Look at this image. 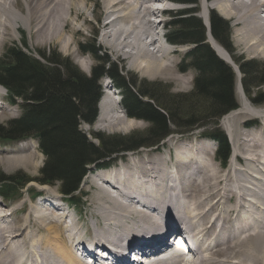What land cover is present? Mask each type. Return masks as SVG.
<instances>
[{"label": "bare ground", "instance_id": "obj_1", "mask_svg": "<svg viewBox=\"0 0 264 264\" xmlns=\"http://www.w3.org/2000/svg\"><path fill=\"white\" fill-rule=\"evenodd\" d=\"M88 1L23 0L22 8L19 0H0V52L23 25L38 37L39 43L59 41L62 51L68 52L71 41L66 35L80 31L72 27L74 21L87 23L84 11ZM103 1L108 19L101 26L105 31L102 43L129 60L131 68L142 76L173 80L182 88L188 86L186 76L179 73L183 68L175 64L176 50L154 35L149 19L159 14V8L173 11L171 3L181 0ZM203 2L204 10H215L233 22L237 46L247 54L264 58V0ZM154 3L164 6L155 8ZM71 16L75 20L71 21ZM208 41L216 55L240 76L231 50L228 53L210 36ZM82 63L87 72V62ZM5 97L6 90L0 86V119L14 116L8 105L15 107V102ZM98 107L96 128L127 132L135 126L132 121L126 122L129 118L120 100L107 90ZM250 116L264 118L247 99L224 116L223 124L234 144V160L232 157L224 171L213 163L212 147L200 145L169 159H143L132 154L127 164L118 167L120 170L92 176L90 183L98 191V206L90 216L96 218L93 225L100 226L93 237L83 233L81 219L70 206L56 204L57 200L64 202L60 195L46 197L41 191L40 203H34L22 225L8 219L24 208L11 212L0 203V264H84L78 253L85 241L114 248L116 264H131L123 253L128 250L127 243L147 256L154 254L151 264H264V123L257 130L245 132L247 124L237 122ZM0 153V165L8 169H37L40 164L34 162L36 152L28 153L24 146ZM37 194L39 191L32 189L30 200ZM181 230L191 231L199 244L196 255L187 262L173 259L174 250H166L171 236Z\"/></svg>", "mask_w": 264, "mask_h": 264}, {"label": "trees", "instance_id": "obj_2", "mask_svg": "<svg viewBox=\"0 0 264 264\" xmlns=\"http://www.w3.org/2000/svg\"><path fill=\"white\" fill-rule=\"evenodd\" d=\"M181 2L193 4L195 0ZM176 18L172 23L175 29L169 31L168 38L175 44L193 45L187 58L190 67L197 71L194 90L185 96L171 95L161 84L126 79L114 63L98 55L101 49L94 45L84 48L99 62L90 77L55 51L48 55L38 51V56H33L17 45L7 48L0 59V85L19 104L21 116L0 125V141L38 140L46 158L39 182L53 186L59 181V191L75 204L89 169L109 166L116 156L142 147H160L174 133L172 127L186 128L187 133L201 128L211 131L205 135L218 144L217 157L227 163L230 143L213 125L238 108L236 75L206 43V30L199 18L187 10ZM210 22L212 37L229 51L228 23L215 13ZM236 63L242 74L243 92L249 99L255 94L252 88L264 86V64L260 66L253 60ZM103 76H109L119 89L127 115L149 123L145 133L111 137L96 134V145L80 130L81 123L94 124L98 118L102 94L99 80ZM253 103L264 104V92L258 91ZM30 180L22 174L0 175V195L9 198L22 191Z\"/></svg>", "mask_w": 264, "mask_h": 264}, {"label": "rangeland", "instance_id": "obj_3", "mask_svg": "<svg viewBox=\"0 0 264 264\" xmlns=\"http://www.w3.org/2000/svg\"><path fill=\"white\" fill-rule=\"evenodd\" d=\"M19 5L22 8L24 7L23 0H19ZM169 6H171V5H169ZM198 6H199V9L197 8ZM203 6H204L203 0H195V4L189 5V6L188 5L182 6V5H178V4H176V5L173 4V6H172L173 11L170 12L171 14H170L169 18H167L166 20L173 22L177 19L176 18L177 12H179L183 9L193 8V9H195V11H197L195 16L198 17L199 19H201L204 26L207 28V21L205 20V15H204L205 13H204ZM86 8L87 9L84 12H85V15L87 16V23H85L83 20H79L78 22L74 21V24L72 25V27L80 28V31H78L76 34L68 33L66 35V37H67L66 40L71 41L69 48H68V52L62 51L63 45L59 41H49V42L39 43L38 37L34 34H31L30 31L26 27H24V25H23V27L19 30V32L14 34V37L8 38V41L6 42L4 47L2 48V51L0 52V59L4 55L6 49L9 47H12L14 45H17V46L22 47V48H25L24 47V45H25L29 49L27 52L28 53L32 52V54H34V55H36L38 51H41V52L45 51L47 53V55L55 51L63 59H67L82 74L86 75L87 77H90L92 75L94 67L97 66L99 62L95 59V57L92 54L85 53L84 48L88 47L89 45H94L96 48L101 49V52H99L98 55L103 57V58H107L110 62L114 63L115 66H117L119 68L122 75L126 79H136L138 81V83H144L145 82L147 84H159V86L161 84L164 88H167V90L169 91V93L171 95H184L185 96V95L193 92L194 86H195V79L197 76V71L190 68L189 61H188L187 56H186L187 53L193 48L192 46L188 45V46H184L182 48H178L179 50H176L177 55H176V63H175L176 66L177 67L179 66L180 69L183 68V72H179V71L178 72L181 75L186 76L185 79H186V81L189 82L190 85L187 84L188 86L185 85V87L182 88L180 84L178 86V83L174 82L173 80H167V79H163V78L150 79L148 77H144L141 74H139V72L137 73V71H135L134 69L131 68L129 60H125L124 57L113 52L112 48H110L109 46H106L105 44L102 43V37L105 33V31L103 30L102 27H103L105 20L108 19L106 16V12H105L106 9H105V5H104V1L103 0H89ZM211 12H215L223 20L228 22L229 28L231 29V32H232V36H231V48H232V50H231L230 54L232 55L234 61L235 60H237V61H239V60H245V61L253 60L254 62H256L260 66L262 64H264V58H259V57H255L254 55L247 54L242 47L236 45V43H235V28H234L235 26H234L232 21L225 19L220 13H218L215 10H211L210 13ZM70 20L71 21L75 20V17L71 16ZM84 23L87 25H85ZM173 29H174V27H168L167 30H173ZM208 43H209V41H208ZM177 59L178 60L180 59V60L177 61ZM82 62H87L88 66L86 67V65H84L87 68V72H85L82 69V64H83ZM231 68H233V70H234V67H231ZM177 70H178V68H177ZM240 77H241V75L240 76L237 75L238 83H237V87L235 90L237 105L240 108L242 105V102L245 99H247L250 102V104L253 106V108L260 111L264 115V104L256 105L253 103V99L255 98V94L258 91L264 92V86H262L260 88H257V87L252 88L251 91L252 92L254 91L253 93H255V94H252L251 97L248 99L247 98L248 96L245 95L243 90L240 88V86H241L239 83ZM103 94H104V92H103ZM6 97L9 98L8 94H6ZM6 97L4 100L8 101ZM5 103H6V105H8L7 102H5ZM11 107L12 108H10V106L8 105L9 110L13 111L14 116H7L3 119H0V125H7L10 121L18 119L21 116V109L18 106V104L15 105V107H13V105ZM183 107H184V109H186L187 106L184 105ZM99 111H100V109H99ZM232 112H234V111H232ZM228 114H230V113H228ZM98 118H99V116H98ZM98 118H97V120H98ZM128 118H127L128 120L126 122L129 123L130 121H132L133 122L132 124H135V126L130 127L127 130V132H118V131H107L106 132V131L100 130V129L96 128V126H95L97 120L94 124H89L87 122L81 123L80 130L87 136V138L92 143L97 145L98 141L95 137L96 134H102V135H105L106 137L130 136V135H134V134L139 135V134L145 133V131L150 126L148 122L143 121L141 119L130 118V117H128ZM223 121H224V116L217 121L216 126L213 125V129H220L227 136L228 141L230 143L232 153H231V157H230L229 161L227 162V165L224 167L221 166V164L219 163V161L216 158L217 144L214 141L207 139L205 137L206 136L205 134L209 133L211 131L206 130V128H205L202 130H198L196 132H192V133L188 132L187 133L186 128L180 129V128L172 127V130L174 131V133L179 132V133H184V134L183 135L182 134L177 135L178 134L177 133L173 136L168 137L164 141V144L160 148H143L142 147V148H139L138 150H135L133 152L124 153L121 156L118 155L114 159L115 160V161H113L114 166L111 169L115 170L118 167L127 164L129 162V159L130 160L132 159L131 158L132 154L136 155V156L141 155L142 157H137V158H143V159H148L150 157H152V159L158 158V157H161L163 159H169L171 156H174L173 154H176L179 151H186L188 148H190L192 151V149H195L196 147H198L200 145H207V146L209 145L212 147L211 155H212V159L214 161L213 163L215 164L216 167H219L220 170L224 171L225 169H227V166L230 163L231 158L233 157L232 155L234 153V144L230 141V139L228 137V131H227V128H225ZM237 122L247 124L246 128H244L243 130L245 132H249V131L252 132V130H255V129L257 130V128L259 127V125L261 123H264V118H262L261 116H259V117H251L250 116L247 118L243 117L242 119H240ZM211 123H214V122H211ZM1 142H2V145L0 146V151L13 150L14 147L18 148V147L24 146V147H27L28 153L36 152L37 159H35L34 162H39L40 164H39L37 169L31 168V166H28L27 168L24 166H16L15 168L12 167L11 169H8L4 165H0V175H3L4 177H8V176L16 175V174H22V176L24 178H31L33 180L37 179L39 181V179L41 177L40 172H41V169L44 165L46 158L41 153V149L38 145V142L32 138L26 139L23 141L12 140V141H1ZM136 156H134V157H136ZM18 167H20V168H18ZM171 167H170V169H171ZM94 172H97L99 174V173H104L105 171H95L94 170L92 173H94ZM169 172H170V174H172V171L169 170ZM95 175H97V174L95 173L94 175H91L88 178H86L84 184L81 186V188H80L81 194L79 195V197H80L79 206L76 207L75 212L74 211L72 212L73 214H78L79 219H81L80 225L83 226V231H84L83 233L89 238L93 237V235L96 231H100V226L95 227L96 225L95 224L93 225V223H94L93 219L96 220V218H92L90 216V213H92L94 208L95 207L97 208V206H98V202H96V198H95V195L97 194L98 191L95 189L96 187L92 186V184L90 183L92 176H95ZM35 180H34V182H31L30 184H28L26 186V188H24V190L18 191L17 193L12 194L11 197H9L7 200L0 199V203L3 204V206H5L4 210L10 209L9 211H11V210L13 211V210H15V208L21 209V206H22V208H24L23 212L21 211L18 214L14 215L8 219V221H11V223H13V220H15L14 221L15 225H17L18 223H19L18 225H20V224L22 225L24 223L25 219L31 213V210H32L31 207L34 205V203L31 204L30 197H29L30 192L28 193L26 191L27 189H29V191H32V189L42 191L46 197L60 195V191H59V183L60 182L59 181H56L55 185H53V186L46 185L47 187H43L42 185H39L37 182H35ZM44 188L45 189L47 188L46 191L44 190ZM94 203H95V205H94ZM6 206H7V208H6ZM8 221L6 220V222H8ZM179 227H180V225H179ZM181 228H182V226H181ZM89 235H91V236H89Z\"/></svg>", "mask_w": 264, "mask_h": 264}]
</instances>
